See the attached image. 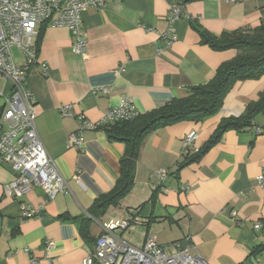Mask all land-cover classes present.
Masks as SVG:
<instances>
[{
  "label": "crops",
  "instance_id": "obj_1",
  "mask_svg": "<svg viewBox=\"0 0 264 264\" xmlns=\"http://www.w3.org/2000/svg\"><path fill=\"white\" fill-rule=\"evenodd\" d=\"M174 3L187 16L174 23L177 39L165 47L158 31L168 29ZM263 18L264 0H111L83 13L85 57L73 51L69 29L39 25L34 42L49 71L34 64L26 86L36 99L42 141L69 189L51 201L38 185L20 198L9 196L4 185L17 172L0 163V264H83L103 223L123 218H132V224L122 238L137 247L147 235L170 251L175 250L171 243L189 240L210 264H264V187L257 182L264 172V111L250 125L223 131L198 160L180 167L186 135L196 130L198 146L208 143L222 119L241 115L258 99L264 76L237 82L212 117L148 133L131 191L104 212L93 214V205L114 189L125 144L111 140L104 128L84 130L81 146L68 144L69 134L79 131L80 116L100 121L127 97L146 113L208 83L237 51L214 48L200 31L220 36L255 28ZM63 106L69 115H63ZM159 169L168 173L163 180L156 175ZM22 202L44 207L22 220ZM48 241L55 245L47 249Z\"/></svg>",
  "mask_w": 264,
  "mask_h": 264
},
{
  "label": "built area",
  "instance_id": "obj_2",
  "mask_svg": "<svg viewBox=\"0 0 264 264\" xmlns=\"http://www.w3.org/2000/svg\"><path fill=\"white\" fill-rule=\"evenodd\" d=\"M111 0H0V163H8L17 172V176L4 185L5 192L20 198L31 191L35 185L41 186L51 201L60 193L69 189L67 178L60 171L49 154L40 136L34 94L27 88L26 82L34 64L40 63L44 74L49 66L39 60L34 36L39 25L65 27L73 35V51L83 57L87 54V39L83 28V13L91 7H103ZM238 3L244 0H218ZM185 15L180 4L174 3L168 14L169 27L159 32L170 47L177 39L174 23ZM23 54L18 61L13 48ZM165 47H160L164 51ZM1 83L3 85L1 86ZM63 115H69V107L61 108ZM141 112L131 98L109 109L103 119L93 122L79 117V131L68 136L69 146H81L84 130L99 129L106 123L123 119H133ZM199 134L189 132L183 141L182 156L200 150L197 144ZM165 169H159L156 175L163 180L167 177ZM74 178L81 182L80 177ZM257 182L264 187V172L257 176ZM21 219L27 220L40 214V209L30 203H21ZM237 217V211H232ZM132 224V218L111 219L102 225V233L97 238L95 249L83 260V264H210L189 241L171 243L175 250L157 243L155 237L147 235L141 247H137L122 238L121 233ZM261 228V223L254 229ZM55 244L48 241L46 248ZM169 245V246H170ZM246 264H254L247 262Z\"/></svg>",
  "mask_w": 264,
  "mask_h": 264
},
{
  "label": "trees",
  "instance_id": "obj_3",
  "mask_svg": "<svg viewBox=\"0 0 264 264\" xmlns=\"http://www.w3.org/2000/svg\"><path fill=\"white\" fill-rule=\"evenodd\" d=\"M200 34L204 42L216 49H235L236 56L222 63L208 83L190 87L185 96L174 98L152 111L140 113L133 119L118 120L100 127L105 129L111 140L123 142L125 150L120 160L121 173L116 185L111 192L96 199L93 214L98 210L104 212L112 205L118 206L131 191L141 143L148 133L180 121L199 122L212 117L223 107L227 95L237 82L264 76V18L259 26L249 30H237L220 36L201 30ZM260 111H264V90L258 99L247 104L241 115L222 119L209 142L200 147L198 152L184 155L186 160L180 167L198 160L223 131L250 125Z\"/></svg>",
  "mask_w": 264,
  "mask_h": 264
},
{
  "label": "rangeland",
  "instance_id": "obj_4",
  "mask_svg": "<svg viewBox=\"0 0 264 264\" xmlns=\"http://www.w3.org/2000/svg\"><path fill=\"white\" fill-rule=\"evenodd\" d=\"M14 53L16 54V58L19 59V61H22L24 56L21 53V51L19 49H17L16 47L13 48ZM21 55H22V60H21Z\"/></svg>",
  "mask_w": 264,
  "mask_h": 264
}]
</instances>
